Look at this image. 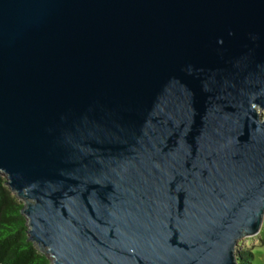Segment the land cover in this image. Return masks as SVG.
Wrapping results in <instances>:
<instances>
[{
    "label": "water",
    "instance_id": "95a60500",
    "mask_svg": "<svg viewBox=\"0 0 264 264\" xmlns=\"http://www.w3.org/2000/svg\"><path fill=\"white\" fill-rule=\"evenodd\" d=\"M263 111L264 0H0V176L51 264H240Z\"/></svg>",
    "mask_w": 264,
    "mask_h": 264
},
{
    "label": "trees",
    "instance_id": "16d2710c",
    "mask_svg": "<svg viewBox=\"0 0 264 264\" xmlns=\"http://www.w3.org/2000/svg\"><path fill=\"white\" fill-rule=\"evenodd\" d=\"M22 208L23 204L6 186V180L0 177V264H51L28 240ZM248 261L249 256L239 258L240 264Z\"/></svg>",
    "mask_w": 264,
    "mask_h": 264
},
{
    "label": "rangeland",
    "instance_id": "374dc122",
    "mask_svg": "<svg viewBox=\"0 0 264 264\" xmlns=\"http://www.w3.org/2000/svg\"><path fill=\"white\" fill-rule=\"evenodd\" d=\"M0 177L5 180L4 176ZM239 251L240 258L242 256L250 257V261L245 264H264V226L258 236L239 241Z\"/></svg>",
    "mask_w": 264,
    "mask_h": 264
}]
</instances>
